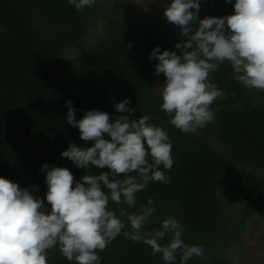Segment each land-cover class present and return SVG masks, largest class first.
<instances>
[{"label":"trees","instance_id":"1","mask_svg":"<svg viewBox=\"0 0 264 264\" xmlns=\"http://www.w3.org/2000/svg\"><path fill=\"white\" fill-rule=\"evenodd\" d=\"M109 2L96 0L79 13L68 0H0V177L22 188L36 186L32 194L50 208L44 164L68 168L77 182L86 174L107 171L79 169L62 158L70 143L92 146L66 122V101L73 102L79 120L89 110L123 115L115 112V104L130 99L132 119L151 115L152 122L167 131L174 164L166 170L170 183H150L129 211L155 200L157 212L149 229L176 217L187 226L185 242L205 247L206 259L194 257L188 264H224L229 248L242 246L239 238L250 212L264 207V92L248 91L231 79L226 63L211 74L212 82L227 94L212 105L218 109L215 122L195 135L173 128L155 93L163 74H155L158 61L149 59L156 47L179 55L175 45L185 39L164 17L168 1L156 0V18L141 24L117 4L106 8ZM234 4L200 0L199 19L233 15ZM96 24L104 28L91 46L86 40ZM69 48L79 54L67 61ZM110 208L119 206L113 203ZM100 256L101 264H165L147 245L123 237ZM48 264L72 262L57 250Z\"/></svg>","mask_w":264,"mask_h":264},{"label":"clouds","instance_id":"2","mask_svg":"<svg viewBox=\"0 0 264 264\" xmlns=\"http://www.w3.org/2000/svg\"><path fill=\"white\" fill-rule=\"evenodd\" d=\"M68 2L83 13L96 0ZM199 11L200 0H172L163 14L185 38L175 45L180 54L156 47L149 57L158 61L155 74L164 77L160 110L173 128L193 135L215 122L218 109L212 105L227 98L212 82L211 74L222 65L231 67L230 78L246 90L264 92V0H235L234 14L222 18L199 19ZM72 104L66 101V122L92 146L70 143L62 158L79 169L107 171L77 182L68 168L44 164L48 209L32 194L36 186L30 190L0 177V264H48L57 250L72 264H101L100 253L118 237L147 245L165 264H176L178 256L179 264L206 259L203 245L185 242L187 226L176 217L148 228L157 212L155 200L129 211L150 183H170L166 170L174 159L167 131L151 115L132 119L130 99L115 104V112L123 114L115 117L89 110L77 120ZM113 203L119 208H110Z\"/></svg>","mask_w":264,"mask_h":264},{"label":"rangeland","instance_id":"3","mask_svg":"<svg viewBox=\"0 0 264 264\" xmlns=\"http://www.w3.org/2000/svg\"><path fill=\"white\" fill-rule=\"evenodd\" d=\"M165 7L170 5L172 0H167ZM119 5L123 9L128 10L134 19V23H147L156 18L157 4L156 0H110L106 4V8L110 6ZM104 24H96L92 27L86 43L94 46L98 38L102 34ZM79 52L74 48H69L64 53L65 60H72L78 56ZM163 81L158 83L155 87V93L160 94V85ZM241 210H238L240 214ZM246 214L247 212L244 211ZM247 220L245 231L239 240L242 246H233L229 248L226 256V263L224 264H264V207L255 209L250 212Z\"/></svg>","mask_w":264,"mask_h":264}]
</instances>
